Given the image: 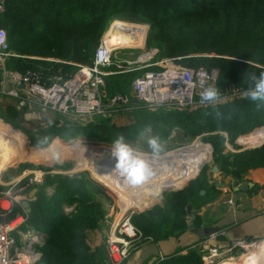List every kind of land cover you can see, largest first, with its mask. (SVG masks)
<instances>
[{"label": "trees", "instance_id": "trees-1", "mask_svg": "<svg viewBox=\"0 0 264 264\" xmlns=\"http://www.w3.org/2000/svg\"><path fill=\"white\" fill-rule=\"evenodd\" d=\"M116 17L149 23L148 45L158 48L159 58L180 57L179 63L187 67L218 68L221 87L235 84L248 89L246 74L259 76L264 72V0H6L0 26L7 32L8 50L15 53L10 58L18 70L40 68L55 73L62 68L73 73L77 64L93 63L99 42ZM6 65L9 67L7 62ZM141 72L108 76L105 101L116 93L129 94L130 84ZM257 103L246 96L194 109L132 103L128 108H110L104 115L83 121L69 119L61 123L56 119L35 126L32 130L39 132L40 137L47 136L49 142L38 145L33 141L38 148H32L47 150L60 137L68 140L81 135L106 143H113L118 134L136 140L145 131L163 141L172 129L180 127L189 139L208 133L202 140L212 144L221 174L239 184L251 169L264 168V143L235 153L223 151L227 140L233 144L238 135L264 127V106L257 108ZM116 111L125 112L128 122L118 124L113 114ZM20 115L12 106L5 110L0 107V117L13 124L7 126L14 132L21 131L28 143L23 133L28 130L20 125ZM219 131H226L228 139ZM244 136L237 140L243 146L249 143ZM203 170L182 189L166 192L163 204L133 214L131 220L142 231V240L166 239L188 229L190 203L199 207L210 193H219ZM35 185L38 193L31 202L28 223L46 233L39 246L41 263L107 264L109 255L104 241L91 237L104 234L106 205L113 202L112 198L82 174L71 178L49 173L44 183ZM51 186L55 188L52 194L47 191ZM66 204L75 207L66 212ZM193 224L199 226L198 216ZM204 253L200 247L192 246L186 253L177 252L156 264H205Z\"/></svg>", "mask_w": 264, "mask_h": 264}, {"label": "built area", "instance_id": "built-area-1", "mask_svg": "<svg viewBox=\"0 0 264 264\" xmlns=\"http://www.w3.org/2000/svg\"><path fill=\"white\" fill-rule=\"evenodd\" d=\"M5 8L6 0H0V14ZM130 47L110 44L102 37L93 63L77 64V70L73 73L62 68L55 73L45 72L40 68L8 71L6 61L15 53L8 50V35L0 26V64L4 70L0 95L15 98L27 95L43 108L74 116L81 121L94 115H104L109 108H128L133 103V98L149 107L186 109L214 106L245 96L247 88L243 86L230 84L221 87L218 84L220 70L216 67H187L179 63L180 57L155 59L158 49L148 57L145 56L151 52L142 53L135 59L118 55L120 49ZM138 71L142 72L132 81V94L116 93L105 101L101 89L107 76ZM211 84H216L220 89L222 98L216 104H202L200 93ZM263 143L264 141L257 146ZM30 173L25 185L15 187L20 181L26 180ZM30 173L24 172L17 182L10 183V189L0 192V264H43L39 246L45 239V233L28 223L30 212L23 205L24 201L30 203L36 197L32 194L23 196L22 190L29 185L42 183L46 173L43 170ZM131 217L130 213L122 215L107 234L105 244L111 264H122L143 239L142 231L133 224ZM16 233L20 240L15 236ZM223 234L225 231L214 232L210 239ZM256 242L258 241L239 240L233 242V245L246 250L248 244ZM220 254L218 247L211 246L202 258L210 263Z\"/></svg>", "mask_w": 264, "mask_h": 264}, {"label": "rangeland", "instance_id": "rangeland-1", "mask_svg": "<svg viewBox=\"0 0 264 264\" xmlns=\"http://www.w3.org/2000/svg\"><path fill=\"white\" fill-rule=\"evenodd\" d=\"M128 20L130 22H134L137 24H143V25L147 26V33H146L145 39L142 38V39H140L141 41L138 40V43H137V40L135 41V39H133L132 37L125 38V42L128 43L129 46L130 45H132V46L130 47V49H120L118 51L119 56H121V57H132L135 59L136 57H138L142 53L152 52L155 49H158V48H155V46L148 45V39H149L150 32H151V27H150L149 23H147L145 21H138V20L133 19V18L129 19V17H128ZM105 33H107V31ZM103 37L106 38V34H104ZM155 59H159V55H156ZM131 91H132V85L130 84V92ZM240 98H242V97H240ZM236 99L237 98L232 99L231 101H234ZM231 101H229V102H231ZM113 114L115 116L114 120L120 125L127 123L129 120V117H127L125 112L116 111ZM21 116L22 115L19 116V120H18L19 123L21 120V118H20ZM2 121H3V126L6 128V130L12 131L7 126V123L10 124L11 126H13V124L11 122H6L3 119H2ZM47 121H48L47 123H50V122H54L56 120L54 119V121H53V119H51V121H49V118H47ZM40 124H42V122L36 121V122H33L32 125H28L26 123V124H24L25 126H22L25 130H28L27 132H23L28 139V143L26 142L25 138L22 137L23 135L21 136L19 134L23 138V141H24L23 145L25 146V148L23 149L20 147V148H18V151L15 149H12L13 154L17 153L19 155L17 157L19 160H17V162H15L12 165H11L12 161H9L8 165L5 167V171H3V173L0 176L2 183H4L3 185H5L7 187L6 190L10 189V187L12 186V184H9L10 183L9 182L10 181L9 176H12L13 179H18L24 172H27V174H29L31 171L34 172L37 170H43L46 174L50 173L51 175H62V176H65V177L68 176L71 178H75V176H77V175L80 176L82 174L86 178V180L92 182L94 184V186L99 187L102 190V192H105L106 194H108L113 200V202H110V203L107 202V205H106L108 213L105 217L103 231L107 232V234L118 223V221L121 219L122 215L130 213L133 216V214H135V213L142 212L144 210H147V209L153 207L154 205H156L158 203H162L163 199H164V194L166 192L176 191V190L182 189L184 186H186L189 183L190 180L197 178L200 175L199 172L201 170H203L204 168L205 169L202 172L207 171V173L209 175H213V177H216L218 180H220L222 182L226 181L225 178L223 177V175L221 174L220 170H219V172L213 171V167L215 165H217L215 163L216 161H215V156H214V148H213L211 143H208V142H205L202 140V136H204L208 133H204V134L196 137L195 139H189L187 137V133L182 128L177 127V128L172 129L171 134L169 135V138H167L166 140H163L165 150L161 155H163L167 152L178 150L180 148H184V147H187L188 145H192L194 143L199 142V143H202L205 145L206 151L204 150V153L201 156L202 159L200 160L199 163L196 164V166H194L193 169L195 170L200 164L201 165L195 171H193L191 176L189 175V173L193 169L184 177V179H185L188 175L190 176L189 179H187L188 177L186 178L188 181L186 180L181 184V185H183L186 182V184H184L182 187H180L181 186L180 185L177 188H168L162 192L161 197L158 200H156L155 202H152L151 204H148V205H142V207H138V208L133 207V208L129 209L128 211H124L125 210L124 207H127V206H126L125 202H123L122 196H120L122 194L118 195L114 190L110 189L108 186H106L105 184L100 182L92 174V171L88 168L93 167V165L95 163L97 165H99V164L91 156L90 157H84L83 155L80 156L81 152L78 148L80 146L90 147V155L95 157L96 156L95 154L97 151L95 148H97L99 146H104V145L105 146L106 145L112 146L113 143H106V142H103L97 138H94V137L89 138V137H86L83 135L77 136L75 138H71L68 140H65V139L60 137V138L56 139L53 143L55 144L56 141L61 140L63 142H66L67 144L71 145L72 147L64 149L63 151L61 150L59 159H56L54 157L52 159H46L45 160L42 157H38L37 152H39V151L32 148V147L38 148V145H34V143H32V142L33 141L37 142V139L40 137L39 132L33 131L32 129L35 126H41ZM261 127H257L255 129H253L252 131H250L249 133L238 135L235 138L233 144L227 140L225 143L226 147H225L223 152L225 154H228V153H235L238 151H242L245 149L258 147L257 145H255V143H253L252 139H247V142H249V144L247 143L245 146L238 144L237 140L239 139L240 136L250 134L254 130L261 128ZM219 132L228 139V133L226 131H219ZM215 133H218V132H215ZM150 136H152V133L149 131H145L144 133H142L140 135V137L138 139H136V140L125 139V142L130 144L133 148H135L136 150H138L140 152L148 153L149 150L147 148L146 139ZM247 138H249V137H247ZM54 144L51 147H49L48 149H51L54 146ZM41 150H45V149H41ZM2 159L3 158H1V155H0V167L5 163L2 161ZM92 159L95 160V162ZM96 164H95V166H97ZM97 167H100V165ZM157 168L160 169L159 166H157ZM194 174H196V175L194 177H192ZM30 176H31V173H30V175H28L25 178L26 180L20 181L15 187L18 188V187L25 185L26 181L29 180ZM44 180H45V176H44ZM155 180H157V179H155ZM213 182H214V180H213ZM20 183H22L21 186H19ZM42 183H44V181ZM42 183H39V184H42ZM36 186L37 185H29L27 188H24L22 190L23 196H25V194L26 195L32 194L35 197H37L38 189ZM54 190H55L54 186L47 188V191L50 194H52L54 192ZM31 202H33V201H31ZM31 202H30V206H31ZM74 206H75V204L74 205L66 204L64 206L65 211L66 212L72 211L71 209ZM107 234H106V236H105V234H94L92 236V238H94L93 239L94 241H97V242L104 241V243H105L106 238H107ZM15 236L17 237L18 240H20V236L17 233L15 234ZM261 241L254 248L250 247L252 245L248 244L249 248L246 247V250L249 249V251H246L245 249H243L241 247H235V245H233V243L230 244L229 247H223V249L219 248L221 254L218 257H216L215 260L212 259V261L210 263L205 262V264H220V263L222 264L225 261H230V262H232V264H243L242 262L244 260V257L252 254L251 251H254V252L256 251V253L259 254V253H261L262 250H264V247H263L264 242H261ZM258 264H264V258H262Z\"/></svg>", "mask_w": 264, "mask_h": 264}, {"label": "crops", "instance_id": "crops-1", "mask_svg": "<svg viewBox=\"0 0 264 264\" xmlns=\"http://www.w3.org/2000/svg\"><path fill=\"white\" fill-rule=\"evenodd\" d=\"M51 60L53 61L55 59ZM6 62L9 66L7 67V65H5L8 71L18 70L10 57ZM3 79L4 70L0 64V88ZM101 92L105 97V85L102 87ZM131 92L129 94H132ZM33 101L34 100L27 95L20 98L0 95V107L3 110L8 106H12L20 112L22 115L20 117L21 126H25L24 124L26 123L32 125V123L36 121L42 122L40 125L44 126L48 124L47 118H49V121H51V119H53V121L54 119H58L61 123L69 119L78 122V118L74 116L62 115L47 108H43ZM16 132L21 136L23 135L21 131ZM247 137L248 136H244L243 139L246 141L247 139H252L253 143L255 142L256 137H254L253 134L249 136V138ZM209 177L217 179L213 177V175H209ZM9 180L10 183H12V181L17 182V179L9 178ZM184 180L182 179V181ZM225 180V182L219 180L220 183H224L223 186L216 185L219 193H210L206 197V202L201 206L196 207L194 204L190 203L187 215V230L166 239L154 240L151 238L142 240L135 246L128 259L122 264H156L159 260L177 252L186 253L188 248L192 246H198L206 252L211 246L223 249V247H229L230 244L239 240H262L261 242H264V168L251 169L246 173L244 179L239 184L235 183V180L229 176L226 177ZM182 181L170 188L178 187ZM244 183L248 184L246 188H242V184ZM3 184L0 178V192L5 191L7 188ZM201 193L205 194V191L202 190ZM161 204H163V202ZM74 207L72 209H74ZM196 216H198L199 221V226L197 227L193 224V220ZM204 226L213 227L215 230L214 232L225 231V234L218 235L214 239H210V235L200 237L198 231ZM104 234L106 236L107 232H104Z\"/></svg>", "mask_w": 264, "mask_h": 264}, {"label": "bare ground", "instance_id": "bare-ground-1", "mask_svg": "<svg viewBox=\"0 0 264 264\" xmlns=\"http://www.w3.org/2000/svg\"><path fill=\"white\" fill-rule=\"evenodd\" d=\"M146 33H147V26L143 24L130 22L128 18L116 17L110 22L105 39L110 44L113 45L116 43L115 45L117 46H122V45L129 46V44L125 42V38L132 37L133 39H135V41L136 39L141 41L140 39L142 38L145 39ZM151 54L152 52L146 55L145 57H148ZM253 135L254 137H256L254 142L255 145L260 144L262 141H264V128L256 129ZM256 135H260V136H256ZM23 144L24 141L19 136V134H17L14 131L6 130V128L3 126V123L0 121V155L1 158L4 159V160L2 159V161L5 162L0 167V176L3 173V171H5V167L8 165L9 161H12L11 163L12 165L15 162H17V160H19L17 158L19 155L17 153L13 154L12 149H15L17 151L18 148L20 147L24 149L25 146ZM70 147L72 146L67 144L66 142L59 140L55 142L54 146L51 149L37 150L39 151L37 152V156L42 157L45 160L52 159L54 158L53 153L55 152L60 153L61 150L63 151L64 149ZM111 147L112 146L104 145L95 148L98 151V152L96 151L95 157L90 155V147L80 146L78 148L81 152L80 156L82 155L84 157L91 156L100 165V167H97L99 165L95 163L97 166H95L94 164L93 167L88 168L92 171V174L100 182L108 186L110 189L114 190L118 195L122 194L120 196H122V200L123 202H125L127 206L124 207L125 208L124 211H128L133 207L135 208L142 207V205H148L158 200L161 197V194L164 190L180 183V181L184 179V177L194 168V166H196V164L200 162L204 150L206 151L205 145L198 142L192 145H188L187 147L180 148L178 150L170 151L163 155H160V157L156 159L153 163V167L156 170L155 179L157 180L154 179V181L151 184L145 186L144 188L131 189L124 184L119 174L113 170L115 165V160L111 155ZM137 152L143 153L138 150ZM95 160L93 161L95 162ZM157 166H159L160 169H158ZM190 176L187 179H189ZM259 242L260 241L256 242L255 244H250L252 245L250 247L253 248L256 247V245ZM247 247L249 248V245H247ZM263 247H264V243H263ZM246 251H249V249H247ZM251 252L252 254L244 257V260L242 262L243 264H251L250 257L254 253H256V251L255 252L251 251ZM262 258H264V256H262ZM222 264H232V262L225 261Z\"/></svg>", "mask_w": 264, "mask_h": 264}, {"label": "clouds", "instance_id": "clouds-1", "mask_svg": "<svg viewBox=\"0 0 264 264\" xmlns=\"http://www.w3.org/2000/svg\"><path fill=\"white\" fill-rule=\"evenodd\" d=\"M250 85L244 95L253 102L257 103V108L264 106V72L259 76L256 74H246ZM220 89L216 84H211L200 93V102L202 104H216L221 100ZM49 138L47 136L37 139L38 145H47ZM148 153H138L135 148L125 142L123 135L117 136L111 147V155L115 160L113 170L119 174L124 184L131 189L144 188L151 184L156 177V170L153 163L164 152V143L160 136L153 135L146 139ZM56 159L60 158V153H53ZM264 256V250L261 253H254L251 257V264H258Z\"/></svg>", "mask_w": 264, "mask_h": 264}, {"label": "water", "instance_id": "water-1", "mask_svg": "<svg viewBox=\"0 0 264 264\" xmlns=\"http://www.w3.org/2000/svg\"><path fill=\"white\" fill-rule=\"evenodd\" d=\"M133 103H138V99L137 98H133ZM213 171L214 172H219V167L217 166V165H215L214 167H213ZM9 178L10 179H13V177L12 176H9ZM214 180V182H215V184L218 186V185H224V183H220V181L219 180H217V179H213L212 178V181ZM248 186V184L247 183H244V184H242V188H246ZM23 205L27 208V210H28V212H31V210H32V208H31V206H30V203L28 202V201H24L23 202ZM189 208H190V205H189ZM214 228L213 227H211V226H204V227H201L200 229H199V231H198V234L200 235V237H206V236H209V235H211L212 233H214ZM107 264H111V262L110 261H108L107 262Z\"/></svg>", "mask_w": 264, "mask_h": 264}]
</instances>
